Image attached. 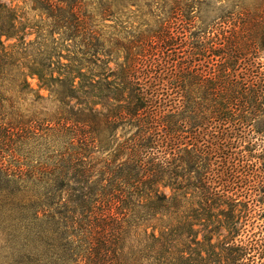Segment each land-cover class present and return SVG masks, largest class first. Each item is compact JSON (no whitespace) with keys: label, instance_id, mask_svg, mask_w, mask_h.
Listing matches in <instances>:
<instances>
[{"label":"trees","instance_id":"obj_1","mask_svg":"<svg viewBox=\"0 0 264 264\" xmlns=\"http://www.w3.org/2000/svg\"><path fill=\"white\" fill-rule=\"evenodd\" d=\"M258 2L197 33L194 6L179 7L150 39L121 42L96 30L110 0L96 13L84 0H31L39 22L0 0V203L21 216L0 264H257L205 232L210 190L228 173L248 180L237 167L256 157L247 133L264 132L252 130L264 112ZM210 58L220 70L204 71ZM192 191L199 219L185 208Z\"/></svg>","mask_w":264,"mask_h":264},{"label":"rangeland","instance_id":"obj_2","mask_svg":"<svg viewBox=\"0 0 264 264\" xmlns=\"http://www.w3.org/2000/svg\"><path fill=\"white\" fill-rule=\"evenodd\" d=\"M12 5L19 6L25 13L26 19L31 22H39L44 20L45 17L40 12L32 10L31 0H6ZM117 7H114L113 17L107 18L104 22V26L99 23L101 18L97 17L96 30H100L106 39H117L119 41L123 38L127 40H135L139 38H149V36L155 35L156 32L161 29H165V20L170 13L177 8H185L186 5L194 6V12L192 16H196L194 32L206 31L209 27L216 22H219L220 18L228 15L230 18H240L241 13L245 12L244 9L255 11L258 6V0H110ZM90 6L88 11L96 13L100 0H84ZM217 19V20H216ZM229 18H225L226 20ZM216 20V21H215ZM215 21V22H214ZM239 24V21H238ZM175 34H177V26L173 27ZM35 36L31 39L33 40ZM150 39V38H149ZM218 59L215 61L210 59L205 60L204 71L210 69L220 70L218 66ZM114 67V65H112ZM33 88L38 90L37 81L30 80ZM198 87L194 86L193 91ZM41 94L45 97L48 96V92L42 91ZM30 103V102H29ZM264 111V107H263ZM260 125L254 127L252 130H258L261 126H264V112L259 119ZM121 134V133H119ZM248 135V140L255 145L256 157L251 159L249 166L241 162L237 167L239 168L241 178L237 184L233 183L234 180L227 174L218 190L213 193L210 202L212 207L207 214H210L207 225H209L208 231L205 233L213 239L212 244L221 246L224 242H231L239 245L241 248L248 249V258L256 260L257 264H264V132L257 134L253 133ZM6 155V154H5ZM224 158L225 154L220 155ZM218 162H223L222 159ZM226 172L227 165H223ZM235 163H238L237 161ZM246 166V168H244ZM230 172V171H229ZM196 176V173L192 174V177ZM229 177V178H228ZM232 179V180H231ZM231 187V188H230ZM228 192V193H226ZM217 193H225L229 198L226 202H216L219 198ZM30 198V193H26ZM192 205H186V209H193L194 214L199 219L201 210V203L203 195L200 191H192ZM20 200V198L17 196ZM33 199H28L25 202H31ZM215 201V202H214ZM18 205V204H16ZM21 219L18 208H8L0 203V239L5 240L8 236L9 230L14 229L19 225ZM219 222V223H216ZM216 227L218 229L216 230ZM197 230L201 227H196ZM150 232V231H149ZM143 233V232H142ZM204 232L200 233L199 238L202 239ZM220 248V247H219ZM224 254V253H223ZM239 264H249V260L246 259ZM219 264H228L221 261Z\"/></svg>","mask_w":264,"mask_h":264}]
</instances>
